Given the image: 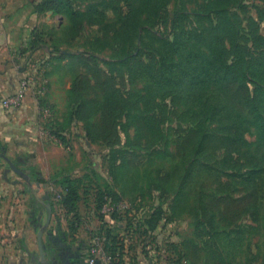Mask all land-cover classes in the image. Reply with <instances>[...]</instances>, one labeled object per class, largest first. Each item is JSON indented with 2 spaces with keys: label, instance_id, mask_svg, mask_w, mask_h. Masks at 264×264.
<instances>
[{
  "label": "rangeland",
  "instance_id": "obj_1",
  "mask_svg": "<svg viewBox=\"0 0 264 264\" xmlns=\"http://www.w3.org/2000/svg\"><path fill=\"white\" fill-rule=\"evenodd\" d=\"M66 2L83 15L65 13V26L56 31L55 46H68L72 55L87 52L95 57L88 65L67 57L71 85L79 75L88 74L84 83L88 96L101 98L103 105L98 108L110 114L109 102L113 99L108 101L102 86L94 83V76L97 73L99 78H118L124 86L122 91H130L131 114L140 116L127 119L128 123L123 121L131 126L130 136H123L124 140L130 139V146L118 147L123 150L114 155L105 142H87L90 146L85 145L84 139L79 142L82 162L88 163L90 175L102 183L106 178L112 180L111 173H116L112 183L122 194L117 203L122 215L119 222L128 227L127 214L130 222H135L133 227L130 225V235H121L126 237L124 249L125 254H130V258L126 257L130 264H264V184L260 210L247 213L242 209L246 184L240 183L248 171L247 162L235 159L238 154L234 147L223 143L225 134L214 138L211 130L209 136L205 124L203 131L194 129L198 119L216 130L222 126L211 121L212 113L196 107L194 93L199 89L183 87L172 96L171 103L166 100L171 96L153 103V90L160 91L163 83L155 86L153 80L130 75L131 66L151 68L154 74L160 70L170 73L171 64L187 71L185 84L190 80V69L198 64L223 74L228 66H221L218 59L220 42L218 46L212 42L219 35L231 49L232 57L245 59L243 65L246 63L253 75L252 89L261 100L258 106L264 114V79H260L264 77V0ZM54 16L58 23L64 20L61 13L55 12ZM224 22L227 29L221 31ZM81 23L85 24L83 32L70 39V31L73 34ZM220 82L228 95L226 79L221 78ZM163 88L168 90L167 85ZM95 110L94 113L103 114L102 110ZM146 114L159 115L156 128L160 126L161 134L153 140V146H149L150 137L144 131L146 123L142 118ZM208 115L210 118L206 119ZM70 127H74L76 135L80 133L79 125L72 123ZM246 138L251 143L250 150L256 148L254 127ZM201 140L206 143L200 145ZM117 162V169L113 168ZM165 175L169 176L164 178ZM227 196L231 197L224 200ZM158 205L164 213L157 228L142 236L136 231L140 217ZM226 208L233 210L227 212ZM53 255L56 258L52 264H63L54 250Z\"/></svg>",
  "mask_w": 264,
  "mask_h": 264
},
{
  "label": "crops",
  "instance_id": "obj_2",
  "mask_svg": "<svg viewBox=\"0 0 264 264\" xmlns=\"http://www.w3.org/2000/svg\"><path fill=\"white\" fill-rule=\"evenodd\" d=\"M37 1L0 0V264H52L53 250L63 264H101L104 229L116 220L106 204L100 207L98 194L105 180H111L101 183L82 162L79 142L88 141L81 126L78 135L74 127L66 131L68 143L54 133L68 108L70 70L67 58H56L49 46H36L33 34L41 29L54 45L65 14L58 23L53 11H38ZM67 47L62 45L61 52L70 53ZM28 73L34 81L22 106H3L2 98L19 90ZM68 180L78 189L73 211L61 203ZM46 202L53 206L49 224ZM75 220L78 228L72 231Z\"/></svg>",
  "mask_w": 264,
  "mask_h": 264
},
{
  "label": "trees",
  "instance_id": "obj_3",
  "mask_svg": "<svg viewBox=\"0 0 264 264\" xmlns=\"http://www.w3.org/2000/svg\"><path fill=\"white\" fill-rule=\"evenodd\" d=\"M37 9L40 13L51 10L53 13L67 14L73 11L71 12L73 15H83L82 12L72 9L69 2H66L65 4L64 0H38ZM224 28L227 29V23L225 22L221 31H223ZM76 29L77 30H73V34L70 31V39H75L77 35L79 36L85 29V24H79ZM227 41L228 40L226 39V42ZM33 42L36 46H49L51 52L55 53L56 58L59 59L72 56L85 65H88V63L91 62V59H95L91 53L87 52H80L79 54L74 55H72L71 51L70 53H62V49L55 46V43L53 45V43H51V38L48 34L46 35L45 32L41 31V29H37L34 32ZM212 42L217 46L220 42V46L217 47L216 53L221 62V66H228L223 74L219 71L214 73L212 72V69L204 68L201 64H198V66L190 69L188 74L190 80L185 84L187 71L177 69L175 65L171 64L169 66V69L172 70L170 73L169 71L161 72L160 70L153 74L150 72L151 68L146 70L144 67L137 65L134 67L131 66L130 75H133L134 73L137 77H145L150 79V81L153 80L154 84L152 83V85L163 83L160 91L157 90V88L153 90V103L158 99L162 100L169 96L171 97L166 100L171 103L172 96L175 97V94L182 91L183 87L189 90H193V88L199 89L198 93H194L198 101L196 107L209 114L212 113L211 121H217L222 126L220 129L216 130V128H213L210 124L208 126L203 120L198 119L195 123L194 129L200 132V128H202L203 131L205 124L209 136L211 130H214V135L211 134L214 138L217 134H225L226 138L223 143L229 148L234 147L233 149L238 154L235 159L247 162L248 171L245 173L246 176L244 175L243 179L241 178L242 181L240 183H242V185L244 183L246 184V186L244 185L245 197H242V209L248 213L249 211L260 210L262 205L263 197L261 196L260 190L264 184V114H261L258 106V103L261 102V100L258 98L256 91L252 89L253 75L248 71L246 63L243 65L245 59H242L238 55L232 57L231 49L226 44L224 45L225 41L221 39V36L218 35L216 38H213ZM211 57L212 56H210V58ZM203 62L206 64L205 59ZM95 75L94 83L97 82L102 86V90L104 91L103 94H106L109 97L108 101L109 99H113L109 102L108 109L110 114H105L103 108H98L100 105H103V102L100 101L101 98L97 99L95 96H88L86 84L84 83L85 80H88L87 77H89V75H79L72 83L69 91V109L65 114L64 121L61 122V125L56 126L54 133L61 139V141L68 143L65 133L68 129L71 130L72 127H70V124L74 123V125L81 126L85 133L84 137L90 142V144L105 142L108 145L110 152H112V155H114L117 151L121 152L123 150L118 147H123V145L130 146V139L126 137L127 139L124 140L123 136L128 134L130 136V132L128 131L131 126L129 127V124H124L123 121H127L129 118L130 120L136 119L140 116L137 114H131L130 91H122L121 87L124 88V86L118 81V78H116V80L114 78L108 80L102 77L99 78L97 73H95ZM221 78H225L228 83V89L230 92L228 95L226 89L221 85ZM260 79L263 80L264 77ZM165 85L168 86V88H165L168 90H164L163 87ZM148 87L152 88V86L149 85ZM111 89L112 92L110 93ZM207 94H209V96L206 100H203V97L207 96ZM93 109H96L95 111L102 110L103 114H99L98 112L94 113ZM158 109L159 107H156L155 111L157 112ZM158 118V114H146L145 117L142 118L146 123V127L144 128L145 134L150 137L148 142L149 146H153V140L157 135L160 136L161 134L160 126L156 128V125H158ZM209 118L210 116L208 115L206 119ZM252 127L255 128L258 139L256 142V148L250 150L249 145L251 143L246 136L247 133L251 132ZM205 143L204 140H201L200 145ZM231 144H233V146H231ZM157 145H159V143ZM133 153H135V151H133ZM260 153L261 155H259ZM113 159L116 160L118 157H113ZM235 159L233 158V160ZM117 164L119 163H114L113 168L117 169ZM112 171L115 172L113 169ZM111 174L114 178H112L110 183L105 180L102 189L99 191L98 196L100 207L107 203V199H110L114 206H118L117 203L121 199L122 194L114 188L115 186L112 183H115V180L113 181V179L116 178V173ZM168 176L169 175H165L164 178H167ZM66 185L68 193L67 196L62 199L61 203L64 207L73 211L75 210V205L78 199V189L73 180H68ZM253 187H255V189H253ZM230 197L231 196H227L224 200L229 199ZM228 206H230V204H228ZM226 210L228 212L233 210V208H226ZM119 213L120 211L118 209L111 213L112 219L116 220V224H111L104 229L106 236L104 248L108 255L114 257L116 264H126V257L130 258V254H125L124 247L126 245V237L121 235L123 232L130 235V225L133 227L135 222H130L131 217L127 212L126 214L128 216L129 225L128 227H123L119 222V218L122 216ZM163 213V208L160 205L150 207L147 210V214L140 217L138 225L136 226V231L140 232L142 236H146L151 231H154V229L157 228ZM70 227L72 231H76L78 228L77 220L73 221Z\"/></svg>",
  "mask_w": 264,
  "mask_h": 264
},
{
  "label": "built area",
  "instance_id": "obj_4",
  "mask_svg": "<svg viewBox=\"0 0 264 264\" xmlns=\"http://www.w3.org/2000/svg\"><path fill=\"white\" fill-rule=\"evenodd\" d=\"M37 65L35 64L34 65V70H38L39 68L36 67ZM34 81V76L32 75V73H28L25 77H23L21 80H20V88L19 90H17L15 93L13 94H10V95H7L5 96L4 98H2V104L3 106L9 108V109H13V110H17L19 109L22 104H23V96H24V93L30 89V86L31 84L33 83ZM106 206L109 208L110 212L112 213L114 210H119L118 206H114L112 204V201L109 199H107V203H106ZM126 207H128L126 205ZM120 211V210H119ZM96 247H97V250L96 251H99V249L101 248L100 245L96 244ZM98 253V252H97ZM100 253V252H99ZM100 260H101V264H116L114 263L115 260H114V257L108 255L106 252H104V250L100 253ZM127 260V258H126ZM93 263L95 262V260L92 261Z\"/></svg>",
  "mask_w": 264,
  "mask_h": 264
},
{
  "label": "water",
  "instance_id": "obj_5",
  "mask_svg": "<svg viewBox=\"0 0 264 264\" xmlns=\"http://www.w3.org/2000/svg\"><path fill=\"white\" fill-rule=\"evenodd\" d=\"M14 169H16L17 171H18V169L17 168H15L14 167ZM19 173H22V171H18ZM46 199H48V196H46V197H44V199H43V202L46 200ZM45 206H46V208H47V210H48V214H49V219H48V224L51 222V219H52V213H53V206H52V204L51 203H45ZM41 239H42V233H39V240H40V247H41V251H42V255H43V245H42V241H41Z\"/></svg>",
  "mask_w": 264,
  "mask_h": 264
}]
</instances>
